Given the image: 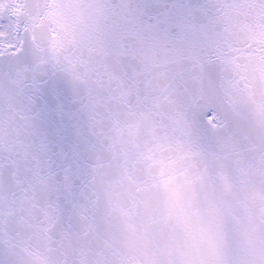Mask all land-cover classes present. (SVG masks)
<instances>
[{
	"label": "snow or ice",
	"instance_id": "6c2138e0",
	"mask_svg": "<svg viewBox=\"0 0 264 264\" xmlns=\"http://www.w3.org/2000/svg\"><path fill=\"white\" fill-rule=\"evenodd\" d=\"M0 264H264V0H0Z\"/></svg>",
	"mask_w": 264,
	"mask_h": 264
}]
</instances>
